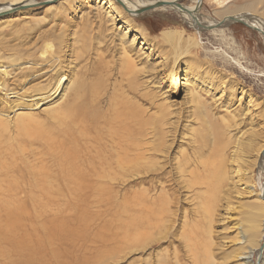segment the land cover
<instances>
[{
  "label": "rangeland",
  "instance_id": "rangeland-1",
  "mask_svg": "<svg viewBox=\"0 0 264 264\" xmlns=\"http://www.w3.org/2000/svg\"><path fill=\"white\" fill-rule=\"evenodd\" d=\"M46 1L36 0V3H44ZM228 1H232V3L227 4ZM195 2L194 0H175L173 3L185 7L193 6L192 9H195L194 7L197 6V2ZM218 2L222 4L220 5ZM249 3H251V0H249ZM0 4L6 5L8 3L6 0H0ZM238 4L237 9H233L234 13H256V16L259 14L258 17L261 16L264 19V0L252 3L255 8L241 5L236 0H202L197 7L198 11H196V14L203 21L219 20V18L227 16L226 13L231 12L232 7ZM242 6L247 7V9L245 8L247 12L243 10L244 7ZM99 7L101 9L99 11L102 14H106L103 11L107 10V5L103 3V0H58L51 4H41L0 16V40H2L0 46L1 48L7 45V47L14 46L23 53L28 50L33 51L42 48L44 46L43 37L45 33H51L53 36L64 34L59 46L62 55L60 59L63 62L62 68H60L61 74L72 75L71 65H67L70 60L67 61L66 59L73 55L71 52L72 48L77 49L83 55V58H80L81 62H75L77 65L74 63L73 70L76 73L73 74H75V77L84 76L83 79L90 77L95 79L96 77L98 79L95 81L108 85L106 94H103L104 91L100 88L94 89L89 96H92V94L97 96H94L95 98H89L88 96L86 100L91 101V104L92 101L97 104L100 102L103 109H108L109 94L116 79L115 68L117 62H119L118 59L123 54H118L121 52L117 41L118 38L113 41V45H116L117 49L111 45L108 46V50L104 51V45L99 46L97 53H101L105 64H108L109 68L103 69V71H101L103 67L98 69L96 72L98 75L92 70L95 67V65H92V61L96 58L93 54L85 56V51L89 46L83 47L85 46L84 39H89L91 35L85 29V31L82 29L84 24L87 23L88 25V22H92L93 16L97 14L95 11ZM149 11L135 16L125 12L127 19H131L129 22L126 21V18L113 16L116 20L113 19L111 25H114L113 27L120 33L119 35H122L127 29H129V32L131 31L130 29L135 30L134 36L132 33L126 35V40L133 38L135 40L134 50L133 52L131 51L129 56L136 64L134 66V81L137 87L135 91L129 89L125 95L139 106L142 111H145L146 116L151 115L153 118L160 120V118L166 117L164 116L165 114H175L174 118L178 123L173 129L174 136H168L164 141L165 148L163 151L154 154L156 160L162 159L161 162H157L159 164L156 167H153L150 171H143L132 176L125 183L123 182V185L118 182H114L111 186L109 185L113 191L111 196L104 195L100 190L90 193L89 190L97 187V182L94 179L92 182V178L87 180L88 182L85 185H81L71 179L70 190L72 191L73 187L77 188L72 191L74 193L71 192V196L75 194V198H71V196V199L69 198L71 203L69 215L72 221L71 264H158V261L162 263L167 261V264H175L174 252L181 264H192V258L189 254V257L187 255L189 250L188 242L191 237H195L194 243L197 246V251L206 252L205 256H208L207 259L204 258L200 261L201 264H238V257L245 251L250 250V247L256 249L260 243L264 244V221L258 225L259 220L257 219V216H262V213H264L262 212L264 211V206L257 199L258 187L260 183L264 185V171L259 168L258 163L255 168L247 167L244 163H247L250 158L241 156L233 159L231 157L232 154L229 153L233 148L234 150L237 148L236 139L238 137L240 142H246L250 138L254 140L252 144L253 155L256 152L255 149L259 148L263 143L261 139H263L264 125L261 122L262 119L259 112L262 108L264 109V36L241 23L234 22H230L223 31H198L191 24L189 25L176 10L157 9ZM102 14L98 16L99 19H102ZM124 20L126 22L123 23ZM125 23L126 25H124ZM109 28H111L110 25ZM168 34H172L171 36L174 39L163 40V36ZM179 37L183 47L176 44H174L175 46L173 45V43L178 41ZM64 39L67 41L65 42ZM194 43L197 45H194ZM54 46L56 47V44ZM185 47L188 48L187 51H185ZM93 52H95L94 49ZM87 59L89 60L85 64ZM8 61L5 62L9 73L6 79L9 89L7 93L9 94L0 93V115L9 117H7L8 120H5V129L0 132V166H7V170H2V167H0V189H7L6 185L11 186L10 194H18V202L24 203V206L20 207L18 202H15L17 198L15 200L4 198V200L14 201V211L16 212L23 207L27 208L29 214L25 215V217H29V219L34 221L32 217L36 211L31 209L30 196L39 199L33 187L35 182L43 177L47 178L52 181L47 183L50 191L59 188L65 193L66 186H64L61 173H58V164H62L63 170L65 167V170L68 168L71 172L72 167H77L75 165L77 161L76 164L79 165V168L84 165L83 171L85 170L84 157H87V155L83 144L84 141L81 139L78 141L77 134H74L77 137L74 139L75 149L67 140L64 142V147H66L60 154L63 162H60L56 152L49 149L55 141L60 140L54 135L56 130L52 124L55 121L53 118L47 117L45 109L52 108L53 106L51 105H55L56 102L54 104H50V102L44 103L43 106L33 100L21 102L20 93L24 91L28 95L31 87L40 84L45 85L42 82L44 78L40 80L30 79L26 76L24 70H20L29 65L26 66L25 62H21L23 64L20 65L19 69H13ZM51 63V61H47L43 65L46 67ZM123 84L124 88L129 85L128 81L125 80ZM61 92L62 87L57 91V97L54 99L50 97V99L56 101L60 97ZM192 93L206 101L207 112H203L199 108L200 105L191 102L193 99ZM163 94L164 96H162ZM48 99L46 100L48 101ZM19 104H23L27 108L19 111L21 109L15 108V105ZM258 105H262V107H258ZM243 114H246L245 117H242ZM16 115H23V118H27V115L31 117L25 120L27 122L25 126L22 128L18 126L17 130L18 118L15 121ZM162 121L161 125H165V121ZM164 127L165 129L167 128L166 125ZM201 138L203 141L198 143L200 144L199 146L193 143L194 140H201ZM234 141L236 142L233 146L232 142ZM156 144L157 142H154V145ZM67 149L71 151H67ZM200 153L202 156L199 155ZM76 154L78 155L76 156ZM238 154L236 152V155ZM70 156L73 159V165L69 163L72 160H69ZM194 156H198L197 160ZM241 159H243V163ZM191 160L195 166L191 163ZM198 160L204 165H198V170H196V174L200 172L204 174H199L200 179L204 181L203 187L200 186V188L192 184L194 178L191 179L188 172V169L190 170L191 167L197 166ZM8 162L10 163L8 164ZM188 162H190V168L185 166ZM50 163L52 166H50ZM162 165H164L163 172L154 171V169H158ZM24 168H27V170L23 171ZM181 170H184V172H181ZM218 171H220V174ZM65 173L66 171H63V174ZM8 178L14 180L10 182ZM218 184L219 188L217 187ZM86 186H90V189H86ZM135 193L144 194L145 197L143 199L153 200L161 197L170 201L171 225L167 233L156 238V244L154 247L152 245L151 249H145L144 251L116 250L114 247L117 244V239L114 240V238L117 237V230L116 224L113 222L116 212L109 214L105 205L95 207L94 203L96 204L99 199L101 201L102 198L104 202L105 196H108L105 199L109 198L112 203L113 201L119 202L123 194H127V200H132V195ZM197 193L200 195L195 196ZM88 194H92V196L85 199ZM26 196L29 197H27L29 200ZM40 201L43 203L45 200L40 197ZM77 202L78 208H75ZM207 202H212V205ZM113 205L117 206L116 203H113ZM207 205L210 208H207ZM257 205H259V208ZM40 206L42 208V205ZM260 209L261 211H259ZM2 210L0 208L1 212H3ZM19 212L21 214L27 213L24 210ZM253 215L255 218L254 223L250 222ZM73 216L75 217L72 218ZM26 218H23L25 223V227H23L25 230L23 231H26L25 234L32 233V221H26ZM0 220H4V218L0 217ZM76 220H78L77 224ZM196 223L197 227H193L192 225ZM109 224L112 237L106 241L107 245H105L97 238L105 236L106 233H104L103 227ZM242 232L248 233L250 236L251 234L256 236V233H260L258 245L250 243L245 246L241 243ZM106 247H108L109 251ZM111 247H113V250L110 249ZM256 260L259 264L263 263L264 246L261 251L258 250V252L254 253L253 261L256 262ZM170 261L173 262L170 263Z\"/></svg>",
  "mask_w": 264,
  "mask_h": 264
},
{
  "label": "bare ground",
  "instance_id": "bare-ground-1",
  "mask_svg": "<svg viewBox=\"0 0 264 264\" xmlns=\"http://www.w3.org/2000/svg\"><path fill=\"white\" fill-rule=\"evenodd\" d=\"M47 1L52 2L53 0H47ZM174 1L175 0H103V3L105 5H107V10H105L106 12L103 11L106 14H102L99 11L102 9V6H101V9H100V7H99V9H96L97 11H95V13H97V14H95V16H93L92 22L91 23L88 22V25H87V23L84 24L82 30L85 29L87 31V33H89L91 36L89 37V39H84V43H85L84 45L85 46H83V47L86 48L89 46V48H87L85 51V56H88V55L91 56V54H93V56H95V58H96V59H93V61H92V65H95V67L92 69L95 72V74H96L97 70L101 69L102 67L103 68L101 69V71H103V69L109 68L108 64H105V62L103 60V56L101 55V53H97L98 52L97 49L99 46L104 45V51L108 50V48H109L108 46L113 45L114 39L118 38L117 41L119 42V46L121 48L120 49L121 52L118 54L119 55L123 54L120 58L118 57L119 62H117V66L115 68L116 71L114 70L116 72V79H115V82L112 84V88H111L112 91L109 94V100H108L109 107H108V109H103L102 106L100 105V102H98V104H97V103H94V101H92V104H91L90 103L91 101L86 100V99H88L90 92L93 91L94 89L100 88L101 90L104 91L103 94H106V90H107L108 85H106L105 83L101 84L100 81L99 82L95 81L98 79L95 76H94L95 79H92L91 77L88 79H83L84 76L83 77L82 76L75 77V74H73V73H76V71L73 70L74 69V63L77 61L81 62L80 58L81 57L83 58V55L77 49L72 48L71 52L73 55H71V57L69 56V59H66L67 61L70 60L67 63V65L68 66L71 65L72 75L70 74L68 76L65 74H61L60 68H62L63 62L60 59L62 57V55L60 53L61 51L59 50V46L61 45V42L64 38V34H61V35L57 34L56 36H53L51 33H45V35L43 37V45L44 46L42 48L35 49L33 51L28 50V51H25L23 53L21 52V50L19 48H16L14 46L7 47L8 46L7 45L6 47H2V48L0 46V93L6 94L9 91L7 81H6L7 77L9 76V73L7 72L8 67L6 66L5 61L9 60L8 62H10V64H11L10 66L13 69H15V68L19 69L20 65L23 64L21 62H25L24 64L26 66L27 65H29V66L21 68L20 70H24L26 76H28V78L33 79V80L34 79L40 80V79L44 78V80L42 82L45 83V85L40 84V85H35V86L31 87V89H30L31 91L29 92L28 95H26L25 92L22 91V93H20L21 94V96H20L21 102L22 101L27 102L29 100H33V101L39 102L40 106H43L44 103L50 102V104H54L56 102L55 105H51V106H53L52 108L49 107L50 109H48V110L45 109V111L47 113V117L53 118L55 121V123L52 124L53 128L56 130L54 135L57 138H59L58 140H60V141H55L57 139L56 138L54 140L55 142L54 143L52 142L53 144L49 147V149L56 152L58 154V157L60 158V162L61 161L63 162V158H61L60 154H61L62 150L65 149V147H66V146L64 147V144H65L64 142L67 140V142L68 143L70 142L71 146L73 145L74 149H75L76 145H74V139L77 137H75L74 134H77V136L79 138L78 141H80V139L84 141L83 144H84V148L86 149V155H87V157L82 156V157H84V163H85V170H83V171H85L86 173L82 171V168L84 167V165L82 167H80L81 168V170H80V168L78 167L79 165L76 164L77 161L75 162V165H77V167L74 165L75 167H72L71 172H70V170H68L67 167L66 168L68 171L65 170V167L63 170L62 164L57 163L58 164V173H61L60 175H62V177H63L64 186H66V188H65L66 190H64L65 193H63L59 188H55L54 190L50 191V189H49L50 187L47 185V183H49L48 181H51V180H49L47 178L43 177L41 179H38L37 182H35L33 187H34L36 195L38 196L39 199H35L33 196H30V203L32 206V208L31 207L30 208L32 209V211L34 209L36 211L34 215L32 213V215H33L32 218L34 219V221L29 219V217L28 218L25 217V215L27 216L29 214V211L27 208L23 207L22 209H20L19 211L24 210V212H27V213L21 214V212H19V211L18 212L14 211L15 210V208H14L15 203H13L14 201L4 200V198H9V199L12 198V200L13 199L15 200V198H17L18 194H14V193L10 194L11 186L9 187V185H6L10 190L8 188L7 189H3V188L0 189V208L3 209L2 210L3 212L0 211V217L4 218V220H0V264H71V223H72V221H71V218L69 215L71 212V203H70L69 198L71 196V192L77 189V188L73 187V190L72 191L70 190L71 179L75 182L80 183L81 185L82 184L85 185L88 182L87 180L92 178V182H93V179L97 182V187L96 188L93 187L92 190H89L90 193H93L94 191L98 192V190H100V192H102L104 195L111 196V192H113V191L111 190L110 186L114 182L122 183V185H123V182L125 183L127 181V179L132 178V176L140 174L143 171H145V172L150 171L153 167H156L159 164L157 162L158 161L161 162L162 159L156 160L154 154H157V153L163 151V149L165 148L164 141L168 136H171V135L174 136L173 129H174L175 125H177V123H178L177 120H175V118H174L175 114H172V113L165 114L164 116H166V117L160 118V120L153 118L151 115L146 116V112L142 111L139 106H137L134 102H132L130 100V98L128 96L125 95L126 91H128L129 89L131 91H135L136 87H137L136 86L137 84H135V81H134V77H135L134 66L136 64H134V61L129 56L131 51L133 52L134 46H135V40L133 38V36H134L133 33H135V30L130 29L131 31L129 32V29H127L122 35H119L120 33H118V31L115 30V28L113 27L114 25H111L113 23V19L116 20L114 17L127 19L125 12L131 13V14H133L135 12L137 13L140 11L143 12L145 8L154 7L157 3H160V4H167L168 6H158V7H155L153 9H150V10H157V9L176 10L184 18V20L189 23V25L191 24V26L195 27L196 30H198V31H200L202 26H203L202 28L208 27L209 30H212V31H221V30L223 31L224 29H226L225 27H227V25L230 22L233 23V21H231L232 18L239 19L244 24H247L250 26L253 25V26L257 27V29L264 31V19H262L261 16L258 17L259 14H258V16H256L257 15L256 13H254L255 15L253 13H244V12L234 13L233 9L234 8L237 9V6H239V4L234 5L231 9V12L226 13L227 16H225V17H227V18L221 17V18H219V20L203 21V20H201V17L196 14V11H198L197 6L194 5L195 9H192L193 6L192 7L186 6L185 7L183 5H178V4L170 5V4H174L173 3ZM194 1L197 2V0H194ZM244 1H246V2L245 3L243 2L244 3L243 5L247 4V6H250V7L252 6V8L254 7L253 6L254 4H252L253 2L258 3V0H251V3H249V0H244ZM6 2L8 3V5H11V6L17 5V4H22V7L24 8L27 6L34 5L36 3V0H6ZM231 3H232V1L227 2V4H231ZM218 4L221 5L222 3L218 2ZM176 6H178L179 8ZM183 7H185L186 10H183L182 9ZM242 7H244V6H242ZM245 8L247 9V7L243 8L244 11H246ZM249 10L251 11V9H249ZM3 11H4L3 9H0V12H3ZM147 11H149V10H147ZM144 12H146V11H144ZM100 13L102 14V19H99V17H98V16H101ZM125 20L123 21V23L126 21L129 22L131 19L128 18L126 21ZM217 23H221V24L216 25ZM195 24L198 25L199 28H197L195 26ZM109 25L113 29L109 28ZM124 25H126V23ZM133 28H135V27H133ZM131 33L133 35L132 36L133 39L126 40V38H127L126 35L131 34ZM171 35L168 34V35L163 36V40L174 39ZM143 38H145V37H143ZM1 41L2 40H0V45H1ZM64 41L66 42L67 40L64 39ZM55 44H56V47L54 46ZM73 44H76V43H73ZM174 44L179 45L180 47H183V45H182L183 43L180 41V37L178 38L177 42L173 43V45ZM2 45H4V44H2ZM194 45H197V44L194 43ZM119 46H118V48H119ZM113 48H116V45ZM93 49L95 52H93ZM187 50H188V48L185 49V51H187ZM39 52H40V54H39ZM138 52H140V50H138ZM9 54H10V56H8ZM37 54H39V55H37ZM141 54H142V52H141ZM73 57H74V60H73ZM89 59H91V58H89ZM89 59H87L85 61V64ZM47 61H49V62L51 61L52 63L49 66L45 67L43 64ZM111 61H112V59H111ZM75 65H77V64L75 63ZM89 66H90V64H89ZM145 67H147V66H145ZM135 68H138V67H135ZM139 68H141V67H139ZM136 70L138 71V69H136ZM96 75H98V74H96ZM86 77H87V75H86ZM97 77H99V76H97ZM124 80L128 81V84H129V85L125 86L126 88H124V84H123ZM30 81H32V80H30ZM61 87H62V92L60 93V97L56 101L50 99V97H53V99L57 97V95H58L57 91H59V89ZM7 94H9V93H7ZM94 96L96 97L97 95L92 94V96H89V98H92ZM162 96H164V94ZM192 96H193V99L191 100V102L195 103L197 105H200L199 108H201L203 112H207L208 106L206 105V101L202 100L203 98L201 99L200 97H197L196 94H194V93H192ZM48 97H49L50 101H49ZM46 99H48V101ZM216 101H218V100H216ZM259 106L260 105H258V107ZM263 106H264V104H263ZM260 107H262V105ZM15 108L21 109L19 111H23L27 107H25L23 104H19V105H15ZM103 111H105V112H103ZM245 115L246 114H243L242 117H245ZM259 115L262 119L261 122L264 125V109L263 108L259 112ZM7 117L4 115H0V132H2V130H4L6 127L5 120H8ZM23 117H24L23 115H20V116L16 115V117H15L16 118L15 121L18 118V123L16 124L17 130H18V126H20V128L25 126L27 124V122L25 120H28L31 116L27 115L26 116L27 118H23ZM70 119H71V122H70ZM162 120L165 121V125L167 127L166 129L164 127L165 126L164 124H163L164 126L161 125V122H163ZM9 123H8V125H9ZM259 131H258V133H259ZM175 133H176V131H175ZM252 133H254V132H252ZM263 133L264 132H262L263 139H261L263 141V143L259 148L255 149L256 152L254 155L252 154V151H253L252 150V144L254 143V140L252 138H250L246 142H243V141L240 142V138L238 137L236 139L237 140V146H236L237 148H235V150L233 148V150L231 152H229L232 154V155L230 154L231 157H233V159L239 158L241 156H243L244 158L248 157V158H250V160L247 161V163H244L247 167H249V168L254 167L255 168V165L258 163L259 168L264 171V134ZM254 135H255V133H254ZM52 137H54V136H52ZM218 137H219V135H218ZM48 139H49V137H48ZM49 140H51V139H49ZM234 140H235V138H234ZM202 141H203L202 138H201V140L196 139V140H194L193 143L197 144L199 146L200 144H198V143L202 142ZM39 142H41V141H39ZM154 142H157V144L154 145ZM209 142H211V141H209ZM235 142L236 141L232 142L233 146H234ZM79 143H81V142H79ZM46 146H47V144H46ZM67 147H68V145H67ZM69 148H70V146H69ZM74 149H73V151H74ZM68 150L71 151L70 149H67V151ZM76 150H77V148H76ZM196 150H198V149H196ZM200 152H201V150H200ZM236 152H238L240 155L239 154L236 155ZM223 153H225V152H223ZM227 153H228V151H227ZM65 155H66V153H65ZM69 155H67V156H69ZM77 155L78 154H76V156ZM194 155H195V153H194ZM197 155H198V153H197ZM199 155H201V153ZM230 155H228V156H230ZM71 156H70L69 160L72 159ZM194 157H196V156H194ZM197 157H196V160H197ZM221 157H222V155H221ZM35 158H37V157H35ZM65 158H66V156H65ZM226 159H228V158H226ZM39 161H41V160H39ZM241 161L243 163V159H241ZM5 162H7V161H5ZM36 162H38V161H36ZM80 162H81V160H80ZM198 162L199 163H197V166H196L197 168L196 167L190 168V166H191L190 162L186 163L185 166L190 168V170H191L190 171L188 169V172L190 174L191 179L194 178V180L192 181V184L195 185L197 188H200V186H202L204 184L203 183L204 181H202L200 179V176H199V174L202 172H200L199 174H196V170H198V165H200V164L203 165V163L199 160H198ZM9 163L10 162H8V164ZM66 163H64V164H66ZM69 163L70 164L72 163V165H73V163H74L73 159ZM191 163L194 165L192 160H191ZM5 164H7V163H5ZM212 164H213V162H212ZM217 164H219V163L217 162ZM0 165H1V163H0ZM202 165H201V167H202ZM20 166L22 167V165H20ZM44 166H45V164H44ZM50 166H52V164ZM0 167H2V166H0ZM25 167H27V166H25ZM216 167H217V165H216ZM17 168H16V170H17ZM163 168H164V165L160 166L158 169H154V171L158 170L159 172H163ZM3 169L7 170V166L6 165L3 166L2 170ZM0 170H1V168H0ZM19 170H20V168H19ZM25 170H27V168H24L23 171H25ZM28 170H29V168H28ZM43 170H44V168H43ZM203 170H204V168H203ZM224 170H225V168H224ZM63 171H66V173L63 174ZM223 171H221V172H223ZM1 172H3V171H1ZM181 172H184V170H181ZM219 172L220 171H218V173ZM202 175H204V174L202 173ZM225 177H227V176H225ZM10 178H8V179L10 180ZM12 180H14V179H12ZM12 180H10V182ZM90 182H91V180H90ZM223 182H224V180H223ZM78 183L77 184L75 183V184L79 185ZM218 183H219V181H218ZM220 186H221V184H220ZM217 187L219 188V184ZM85 188L90 189V186H86ZM258 188H259V191L257 193V199L264 206V185H263V183H260ZM78 189H79V186H78ZM205 189H206V187H205ZM252 189H253V187H252ZM13 191H14V189H13ZM72 193H74V192H72ZM75 193H77V192H75ZM78 193H80V192L78 191ZM124 193H125V191H124ZM53 194H55V196H53ZM82 194H84V193H82ZM72 195L73 196H71V198L72 197L75 198L74 197L75 194H72ZM126 195L127 194H123V196L121 197V200L120 201L118 200L119 202L113 201V203H116L117 206L113 205V203L109 200V198H107V200L105 199V197H108V196L104 197V202L102 201L103 198L101 201H99L100 199L98 198L99 200H97L96 204L94 202H92V203H94L95 207H100V206L105 205L107 207V210H108L107 212L109 214L116 212L114 215L115 219L113 222H114V224H116V230H117L116 235H117V237H115L114 240L117 239V244L115 245L114 249H116V250H120V249L130 250L131 249V251H144L145 249H151L152 245L154 247V245L156 244L155 243L156 238L160 237L164 233H167V231L170 228V225H171L170 216H172V213L170 211V201L164 200L161 197H159V199H153V200H150L148 198L143 199L145 196L142 193L141 194L135 193L134 195H132V200H127ZM199 195L200 194L197 193L195 196H199ZM91 196H92V194H88V196H86V197L84 196V197L86 199V198L91 197ZM112 196H113V194H112ZM205 196H206V194H205ZM27 197L28 196H26V198ZM40 197H42L45 200L43 203L40 201ZM80 197H82V196H80ZM101 197H103V196L101 195ZM138 197H139V199H137ZM15 202H18V198L15 200ZM110 202H111V204H110ZM30 203L28 202V204H30ZM18 204L20 207H22V205L24 203L22 204V203L18 202ZM40 205H42V208ZM73 205H75V204H73ZM209 205H207V208L209 207ZM259 205H257L258 208H259ZM76 206H75V208H78V202H77ZM95 207H94V209H96ZM31 209H30V211H31ZM263 209H264V207H263ZM98 210H100V209H98ZM111 210H113V211H111ZM259 211H261V209ZM262 212H264V211H262ZM204 214H205V212H204ZM262 214H263L262 216H257V219L259 220L258 225L262 224V222L264 221V213H262ZM254 215L251 217L250 222L252 221L254 223V219H255ZM260 215H261V212H260ZM208 216H209V213H208ZM211 216H212V214H211ZM211 216H210V218H211ZM74 217L75 216H73L72 218H74ZM23 218L24 219L26 218V221L27 220L32 221V226H31L32 233H28V234L26 233L25 234L26 231L25 232L23 231V230H25L23 228V227H25V223L23 221L24 220ZM78 220H76V224L78 223ZM192 226L197 227V223L193 224ZM249 226H251V225H249ZM103 229H104V233H106L105 236L97 238V239L100 240L101 242H103L105 245H107L106 241L110 240L112 237V233L110 232V229H111L110 224L105 225L103 227ZM256 229L258 230V228H256ZM250 230H252V229H250ZM253 232L255 233V231H253ZM256 234H257L256 236H253L252 234L250 236V234H248V233L245 234V232H242L241 243H243L245 246H247L246 244H250V243L252 245L253 244L258 245V243H259L258 236L260 233H256ZM194 238L195 237H191L189 239V242H188L189 250L187 251V255L189 254L190 257L192 258V259L190 258L193 261L192 264L193 263L194 264H201L200 261H202V259H204V258L207 259L208 256L207 255L205 256L206 252L197 251L198 249L196 248L197 246L194 243ZM103 239H105V240H103ZM243 244H242V246H243ZM262 244L260 243V245L256 249L250 247V250H247L248 252L243 250L246 253L244 252L242 255H240L238 257V260H239L238 264H259L257 260H256V262L253 261V255L256 251L257 252H258V250L261 251V248H263V246H264V244H263V246H262ZM260 246H262V247H260ZM106 249H108V247H106ZM110 249L113 250V247H111ZM248 249H249V247H248ZM108 251H109V249H108ZM202 251H204V250H202ZM173 254H174L173 258H174V260H176L175 264H181V262L177 259L175 252ZM173 254H172V256H173ZM189 255H188V257H189ZM177 261H178V263H177ZM172 262L170 261V263H172ZM262 262H263L262 264H264V261H262ZM161 263L162 262L158 261V264H161ZM162 264H167V261L163 262Z\"/></svg>",
  "mask_w": 264,
  "mask_h": 264
},
{
  "label": "water",
  "instance_id": "water-1",
  "mask_svg": "<svg viewBox=\"0 0 264 264\" xmlns=\"http://www.w3.org/2000/svg\"><path fill=\"white\" fill-rule=\"evenodd\" d=\"M56 1H58V0H53L52 2H48V1H46V2H44V3H35L34 5H31V6H27V7H22V4H17V5H13V6H11V5H8V4H0V9H3L4 11L3 12H0V16H4V15H6V14H10V13H15V12H17L18 10H21V9H27V8H30V7H34V6H38V5H41V4H44V5H46V4H51V3H54V2H56ZM201 2H202V0H197V7L201 4ZM170 5H175V3L174 4H170ZM158 6H168L167 4H160V3H157L154 7H150V8H145L144 9V11H147V10H150V9H153V8H155V7H158ZM176 7H178V6H176ZM179 8V7H178ZM181 8V7H180ZM183 10H186V8L185 7H183L182 8ZM143 11V12H144ZM142 11H140V12H135V13H133V14H131V13H129V14H131V15H133V16H135V15H139V14H142L143 13ZM187 12V11H186ZM231 21H233L234 23H241V24H243V25H245V26H247V27H249V28H251V29H253V30H255V31H257L259 34H261V35H263L264 36V31H262V30H259V29H257V27H255V26H253V25H247V24H244L241 20H239V19H236V18H232V20ZM223 23V22H222ZM219 24H221V23H217L216 25H219ZM195 26L197 27V28H199L198 27V25H196L195 24ZM202 26V25H201ZM200 26V27H201ZM203 27V26H202ZM201 27V31H206V30H209V28L208 27H206V28H202ZM203 29V30H202Z\"/></svg>",
  "mask_w": 264,
  "mask_h": 264
},
{
  "label": "crops",
  "instance_id": "crops-1",
  "mask_svg": "<svg viewBox=\"0 0 264 264\" xmlns=\"http://www.w3.org/2000/svg\"><path fill=\"white\" fill-rule=\"evenodd\" d=\"M238 3H240V4H244L246 1H244V0H236ZM244 2V3H243ZM253 3H256V2H253ZM247 5V4H246ZM257 5V4H256Z\"/></svg>",
  "mask_w": 264,
  "mask_h": 264
}]
</instances>
